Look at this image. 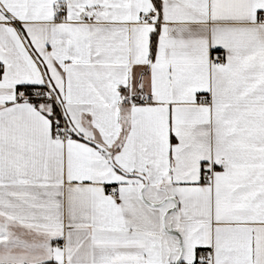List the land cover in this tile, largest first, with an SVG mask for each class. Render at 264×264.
Listing matches in <instances>:
<instances>
[{"label":"snow or ice","instance_id":"snow-or-ice-1","mask_svg":"<svg viewBox=\"0 0 264 264\" xmlns=\"http://www.w3.org/2000/svg\"><path fill=\"white\" fill-rule=\"evenodd\" d=\"M0 264H264V0H0Z\"/></svg>","mask_w":264,"mask_h":264}]
</instances>
